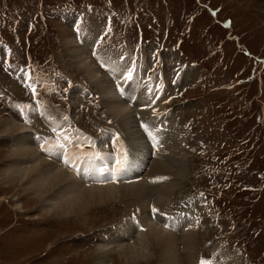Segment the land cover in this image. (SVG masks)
Segmentation results:
<instances>
[{
  "label": "rangeland",
  "instance_id": "obj_1",
  "mask_svg": "<svg viewBox=\"0 0 264 264\" xmlns=\"http://www.w3.org/2000/svg\"><path fill=\"white\" fill-rule=\"evenodd\" d=\"M263 1L0 0V123L10 118L26 122L42 134L43 141H38V135L30 129L32 137L36 135L37 149L45 152L42 145L53 149L56 137L37 126L33 112L39 101L47 99L59 107L67 121L72 119L75 142V135L86 133L98 140L105 137L104 143L99 140L102 147H114L109 138L121 130L122 135L118 133L126 152L130 145L137 154L147 151L151 146L141 139L145 135L131 139L125 123L111 116L103 96L100 100L101 90L68 63L74 61L71 53L75 50H89L85 57L89 60L95 44L94 37L89 36H95V57H100L98 61L103 60L106 68L109 62H119L129 67L134 80L142 79L144 84L168 93L167 104L162 107L163 115L166 107L165 121L160 128L164 127L171 139L173 149L165 150L173 154L157 158L145 173L148 176L158 163L155 173L170 178L161 185L176 182L178 188L175 195L164 197L161 212H153L156 207L151 206L150 221L161 225L159 221L183 215L172 217L170 209L186 206L191 209V219L186 218L187 227L180 238L194 224L198 238L195 264L213 255L218 264L219 259L230 257L227 260L237 264H264ZM72 40L78 44L73 45ZM89 40L93 44L88 45ZM136 67L140 74L133 71ZM101 74L105 78V72L101 70ZM108 83L113 96L114 86ZM75 87L89 92L84 97L80 94L75 105L79 108L72 117L70 95ZM53 105L56 114L58 108ZM132 108L136 121L142 110H137V105ZM147 109L139 121L147 125L152 119V126L156 114H150L152 107ZM58 121L68 132L59 116ZM51 128L57 136L61 134ZM1 131L0 264H94L97 249L110 243L107 239L112 234L128 220L141 219L142 209L132 198L92 209L83 216L58 215L53 209L42 211L39 193L29 194L26 185L23 189L18 181H3L11 165L13 137L11 140ZM167 133L161 132V137ZM69 139L72 143L60 155L75 148L73 137ZM80 139L79 147L88 150ZM132 141L140 144L133 145ZM53 156L48 155V160L39 152L37 166L52 165ZM27 169L31 170V165ZM18 205L20 210H16ZM133 214L139 216L130 218ZM139 234H135L134 243ZM115 250L108 264H123L120 249ZM150 253L148 263L142 264H161L157 252Z\"/></svg>",
  "mask_w": 264,
  "mask_h": 264
},
{
  "label": "bare ground",
  "instance_id": "obj_2",
  "mask_svg": "<svg viewBox=\"0 0 264 264\" xmlns=\"http://www.w3.org/2000/svg\"><path fill=\"white\" fill-rule=\"evenodd\" d=\"M89 37H94L95 40V44H93V41L91 40H89L88 42V45L93 44V52L91 53V57L89 53V60H87L88 58H85L86 55H88L87 53L89 50H87L86 52L83 50H75L71 53L72 59L74 60L72 61L73 63H68L71 65V67L76 66L81 76H84V78L88 82H90V85H94L97 90H101V96L96 91L99 94L100 100L103 96L104 105L110 110V112L109 110L108 112L111 114V116L117 119L116 121L119 120V122L125 123L123 124L127 128L129 137L131 139H134L140 138L141 135H145L141 137V139L148 140L151 147H148V150L146 149L147 151L137 154L135 151L130 149L132 147V145H130L127 150V154L134 160V164L131 167H128L125 170L124 174L120 178H117L115 181L109 179L111 183L107 184L101 181V174H98L95 171L93 179H90L91 181L87 180L88 178L82 172V170L85 167L92 170H94L95 168H100L101 163L91 161L92 159H90V156H84L83 154H80L78 151H76L77 146L72 132V125L70 123L71 121H67L65 119V116L63 112H60L59 107L54 106L53 103L45 99L46 101H48V103L42 102L45 100L39 101L37 105L38 107L33 111L37 121V126H40L43 130H48L55 134L51 128L52 126L55 127L57 129V132L61 133L62 135H66L68 138L69 136H72L75 148L69 149L64 155H60L61 153L51 154L54 155L52 165L45 164L37 166V163L40 160V151L35 147L36 135L33 138L30 129H33V133L38 135V141H43L41 138L42 134L38 131V129L33 128L26 122L20 123V121L18 122L13 118H10L12 120L3 121L0 123V128L2 130L1 133L9 138L13 137V140L10 138L13 142V151L9 158V162L11 163V165H9L6 178L3 181L6 183H14L15 181H18L19 184L23 186V189H25V184V190L28 191L29 194H40L38 200L40 202L42 211L47 209L52 211L53 209L55 210L54 214L63 216H67L69 214L74 216H80L79 214H81L83 216V214L89 213L92 209L105 207L110 204H116L118 203V201L122 203L128 199L130 200V198L135 200V202L138 203L136 205H139L142 209L141 219H138L136 221L128 220L124 225H122L121 228L118 229L117 232H112L114 234L111 233V237L107 239L110 243H108L107 245L103 244L102 248L97 249L95 253L96 260L94 261V264H108L117 251L115 250V248L120 249L119 256L123 261V264H142L145 262L148 263L150 257H152L150 250H154V252H157L159 262H161V264H186L187 261L191 262L190 264H195L197 257L195 249L198 238L195 236L196 231L193 227L194 224L187 231L188 234L183 236V239L180 238V236H182V233L185 231V228L187 227L188 221L186 220V218L191 219L189 215H177V218L171 219L168 222H161L158 220L161 225H156L153 221H150L151 217L149 215V211L151 209V206L153 204L155 205V207L158 209L156 211L157 214L161 212L162 209H160V207L162 205V200L164 199V197L175 195L174 191L178 188L176 182H172L169 185H161L162 182L170 180V178L168 177V174L159 175L158 173H155V169L158 163L154 164L148 176L146 173L145 175L139 174V171L142 167L149 168L157 158L166 157L170 154H173V152L170 153V151L165 150L167 147L171 150L172 147L169 144L171 139L170 137H167L168 133L164 130V127L160 128V126H162L163 122L165 121V118L162 117H164L166 112L165 107L163 115L162 107H164L166 101V96L162 92L164 90L157 88H155L154 90L153 85L144 84L142 79L126 80L125 77L127 76L128 71H130L129 67H124L119 62H109L107 66V68H109V66L110 68H116L117 71H106V67L101 66V64L104 63L103 60L99 62L95 57L98 56V44L95 36L90 35ZM76 40L74 42L73 40L70 42L76 46L78 44V41ZM98 66L103 72H105V78L102 77L100 68H97ZM108 72L111 77L108 75ZM138 73L140 72H137V74ZM108 80L112 87L114 86L115 94L113 96L110 92ZM115 86H117L118 89ZM121 89L123 90V92L121 91ZM88 92L89 90H85L81 87H75L72 89L70 95L71 103L73 105L72 117L75 116V113L79 108V106H77V109H75V105L76 103H78L77 101H79L80 97H84L83 95ZM75 93H78V97L74 96ZM81 93L82 95L80 96ZM158 94H160V98L155 102L154 98ZM52 105L53 107L58 108L55 110L56 114L51 108ZM134 105H137V110L139 108L142 110L140 111L142 114L136 115V121L134 116L136 112L132 108V106ZM151 107L153 111L150 114H156V117H154L153 119L154 121L152 126L150 125L152 119L149 120V125L153 129L151 133L156 138L154 142L155 147H152L151 145L153 144L151 142L152 139L150 140V138L146 136L150 131H145L139 126L145 122L144 120L139 121L140 118L145 116L146 113H144V111H147V108ZM105 112L104 114L107 113ZM109 113L107 114L109 115ZM57 115L61 118L62 123L68 129V132L66 130L64 131V129L61 127ZM106 118L108 117L106 116ZM17 122L20 124L19 127H21L19 129L16 126ZM113 124L115 126V123ZM160 129H162L161 132L167 133L165 137H161ZM118 132H121V130L117 132L115 131L113 136L118 135ZM69 133L71 135H69ZM172 133L173 131L169 130V134ZM118 138V142L115 141L113 142V144L116 143L120 145L124 142L120 134ZM132 142L133 145L135 143L140 144V142L138 141ZM63 143L65 142L63 141ZM92 144L94 143L92 142ZM142 146L140 145V147ZM146 146L147 145H145L144 148H146ZM150 151H152V153H150ZM71 153H74L77 157H79L76 162V170H74L70 165L64 163L65 155ZM152 156L155 158L152 159L153 161L150 164V157L152 158ZM46 158L48 160L51 159L48 156H46ZM44 162L47 163V160L45 159ZM56 163H60V165H57ZM185 163L186 161L184 157V164ZM28 165H31V170L27 169ZM67 165L71 169H69ZM183 167L186 168V166ZM143 179H146L147 181H149V183L145 182ZM151 180L155 181V183H153V181ZM84 182L98 184L87 185ZM146 185H148L149 187L147 188ZM151 185L155 186L153 187ZM155 192L158 193V197L153 196ZM146 198H148L147 209H145ZM20 206L21 205H18L16 207V210H20ZM169 207L171 208L170 204ZM140 212L141 211H139V214ZM139 214L137 216H139ZM133 217L136 216H130V218ZM193 218L194 221H197L194 216ZM166 228L168 230H166ZM139 232L141 234L137 235V240H134V243L133 238H135V234ZM128 242H131V245ZM146 253H149V255H147ZM221 256L223 258V255ZM227 259H224L225 264H237V262L235 263Z\"/></svg>",
  "mask_w": 264,
  "mask_h": 264
},
{
  "label": "snow or ice",
  "instance_id": "obj_3",
  "mask_svg": "<svg viewBox=\"0 0 264 264\" xmlns=\"http://www.w3.org/2000/svg\"><path fill=\"white\" fill-rule=\"evenodd\" d=\"M98 60H101L100 57H97ZM102 67H104V63L101 64ZM106 70L108 71H117L116 68H106ZM126 80H132L133 79V73L131 71H128L127 76L125 77ZM29 87H31V85H29ZM33 93L35 94V88H32ZM121 91L123 92V90L121 89ZM23 111V110H22ZM55 131V129H54ZM145 131H148L147 126H145ZM150 137H152L153 140H155L156 138L154 136H152V133L149 132L148 133ZM61 141H66V143H62ZM45 144L49 143L48 141L44 142ZM72 143V141L66 136V135H58V139L56 141L55 144H53L51 147L52 148H59L62 150H65L67 148L68 145H70ZM42 148L45 152H51V148L49 147H44L42 145ZM79 159V157H77L74 153L71 154H66L65 158H64V163L70 165L71 167H73L74 170H76V162ZM90 159L95 160V159H100L103 160L105 159V157L101 156L100 153H95L94 155H92L90 157ZM115 164L117 165L115 172L112 171V169H109V172L107 173L108 175H111L113 180L116 179V173H122L123 171H125L128 167H131L134 164V160L129 157V155L127 154L126 151L122 152L121 156L115 159ZM94 171L98 174H104L102 172V169L100 168H95ZM157 209H153V212H156ZM200 264H216L215 261L212 260H208V259H201Z\"/></svg>",
  "mask_w": 264,
  "mask_h": 264
}]
</instances>
